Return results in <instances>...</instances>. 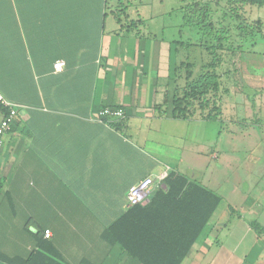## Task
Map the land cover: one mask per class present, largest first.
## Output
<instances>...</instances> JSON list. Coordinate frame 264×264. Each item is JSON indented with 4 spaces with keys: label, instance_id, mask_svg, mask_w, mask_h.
<instances>
[{
    "label": "crops",
    "instance_id": "crops-1",
    "mask_svg": "<svg viewBox=\"0 0 264 264\" xmlns=\"http://www.w3.org/2000/svg\"><path fill=\"white\" fill-rule=\"evenodd\" d=\"M53 1L64 4L0 0V93L19 106L0 150V264L38 249L65 264H135L102 234L129 209L130 186L170 173L222 199L181 264H264V22L250 17L264 7L239 9L254 27L224 56L218 120L182 121L164 105L179 42H194L182 39L181 18L170 35L169 11L132 19L127 10L118 24L115 5Z\"/></svg>",
    "mask_w": 264,
    "mask_h": 264
},
{
    "label": "trees",
    "instance_id": "trees-1",
    "mask_svg": "<svg viewBox=\"0 0 264 264\" xmlns=\"http://www.w3.org/2000/svg\"><path fill=\"white\" fill-rule=\"evenodd\" d=\"M47 1L48 9L53 10L64 4ZM221 1L230 6L229 17L236 20L242 19L238 13L242 7H264V0H180L179 10L183 14L184 26L196 31V39L193 43L189 39L179 42L182 54L181 60L175 62L174 89L171 94L164 93V105L169 106L171 119L185 121L199 116L205 121H216L220 116L219 94L223 85L220 70L225 54L234 55L236 51L228 44V27L213 21L212 5ZM99 7L103 12L109 9L108 1L100 0ZM128 7V0L126 3L117 1L113 17L118 24L128 20ZM102 17H106L105 13ZM254 24L259 25V22ZM252 26L240 23L237 29L240 35H245ZM193 48L196 49L195 54L200 55L195 56V60L191 57ZM175 53H178L177 48ZM221 202L220 196L197 181L170 173L161 180L146 205L129 207L124 215L104 230L102 240L110 246L119 245L135 264H181ZM229 212L230 216L235 214L232 208ZM250 226L257 232L261 231L255 222H251ZM5 260L9 264H65L39 249L25 260Z\"/></svg>",
    "mask_w": 264,
    "mask_h": 264
},
{
    "label": "rangeland",
    "instance_id": "rangeland-1",
    "mask_svg": "<svg viewBox=\"0 0 264 264\" xmlns=\"http://www.w3.org/2000/svg\"><path fill=\"white\" fill-rule=\"evenodd\" d=\"M130 4L128 7V10L130 11V14L132 15V19H136V18H142V16H144V10L148 9V10H159V11H169L168 16H166L165 20H166V25H168L169 27L175 22L178 21L179 18L182 19L183 14L179 13V8H180V0H129ZM160 2V3H159ZM148 4V5H146ZM108 5H110V7H113L111 5H115L116 6V0H110V2H108ZM222 5V6H221ZM218 3V5H212L213 7V21L215 23H221V24H225V26L228 27L229 31H230V45L233 44L232 40H236V37L239 35L240 36V32L239 30L236 28L238 24L242 23L245 25H252V21L249 19H245L244 17H242L241 20H236L234 18L229 17V10H230V6H228L226 4L225 1ZM227 6V7H225ZM114 8V7H113ZM110 9V8H109ZM225 9V10H223ZM225 11L226 15L223 13ZM138 14H137V13ZM240 14V12H238ZM242 14V13H241ZM225 17H224V16ZM250 17L251 18H257L259 17L263 22H264V8H255L251 11L250 13ZM168 34H172V26L170 29H168ZM190 32V30H189ZM195 30H191L192 34L188 33V29L187 27L185 29L182 30V39L185 40L187 39V35H192V38H194V40L196 39V35H195ZM232 41V42H231ZM228 43V44H229ZM260 51V53L264 54V47H258V49L256 51ZM197 57H199L200 55H195ZM192 57V55H191ZM228 71L229 74H232V67L229 65H225L224 67V71ZM225 84H230L227 82V78L223 79ZM230 88H233L232 85H229Z\"/></svg>",
    "mask_w": 264,
    "mask_h": 264
},
{
    "label": "built area",
    "instance_id": "built-area-1",
    "mask_svg": "<svg viewBox=\"0 0 264 264\" xmlns=\"http://www.w3.org/2000/svg\"><path fill=\"white\" fill-rule=\"evenodd\" d=\"M64 68L63 61H56L52 69L54 72H61ZM19 106L7 101L0 93V150L4 144V136L9 134L12 129V124L18 117ZM102 118H117L123 117L120 110L103 109L100 112ZM159 183H156L152 177H146L136 184L130 186L126 193V203L128 207L143 206L149 202L155 190L158 188ZM45 238L51 236L49 230L43 232Z\"/></svg>",
    "mask_w": 264,
    "mask_h": 264
}]
</instances>
